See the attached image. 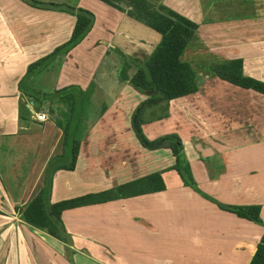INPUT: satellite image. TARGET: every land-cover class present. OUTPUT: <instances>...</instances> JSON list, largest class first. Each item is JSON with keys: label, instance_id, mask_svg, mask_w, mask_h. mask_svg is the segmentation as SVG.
Listing matches in <instances>:
<instances>
[{"label": "crops", "instance_id": "1", "mask_svg": "<svg viewBox=\"0 0 264 264\" xmlns=\"http://www.w3.org/2000/svg\"><path fill=\"white\" fill-rule=\"evenodd\" d=\"M36 1L89 11L92 3L102 16L79 44L40 71L45 81L41 85L35 79L39 76L24 79L27 68L70 38L75 16L29 0H0V264H248L264 230L186 186L169 169L174 163L171 150H147L133 133L131 115L147 96L132 92L127 82L132 69L156 46L150 52L152 45L136 37L122 49L112 37L123 32L121 26L131 28L140 21L101 0ZM153 2L198 25L182 59L200 63V73L188 61L198 90L147 108L143 134L150 140L178 135L200 191L222 204L260 205L261 214L264 169L252 165L251 154L264 156V94L219 78L210 66L241 58L243 73L264 81V0ZM124 32L127 38L135 37ZM154 32L158 44L160 34ZM112 49L121 67L127 62L125 91L108 93L95 87L88 92L91 64ZM68 86L79 87L83 95L76 131L80 143L74 169L53 175L51 203L116 188L155 172L165 188L64 210L61 220L70 236L65 244L24 222L21 211L41 190L47 164L63 152L64 143L57 124L64 108L35 103L25 91L51 93ZM37 113L47 119L37 121ZM152 119L159 126L150 131L146 127Z\"/></svg>", "mask_w": 264, "mask_h": 264}, {"label": "trees", "instance_id": "2", "mask_svg": "<svg viewBox=\"0 0 264 264\" xmlns=\"http://www.w3.org/2000/svg\"><path fill=\"white\" fill-rule=\"evenodd\" d=\"M101 1L126 12L130 17L146 24L160 34V40L155 49L143 63L136 66V72L130 79L132 86L147 96L145 100L141 101L130 118L133 133L139 144L147 150L169 148L174 156V163L169 169L175 170L186 186L191 187L207 199L216 202L220 208L233 212L240 218L263 223L260 217V205L222 204L199 190L178 135L168 134L150 140L141 130V125L144 122L143 115L147 108L164 106L171 99L192 94L198 90L195 70L191 63L182 59V55L193 39L198 25L162 3H151L148 0H129L126 7H123L121 6L122 0ZM29 2L44 8L52 7L66 10L75 16V25L70 38L65 43L28 66L24 79L46 68L56 57L68 53L85 38L94 23V14L81 7L62 6L58 3H44L36 0H29ZM126 68L127 62L123 61L119 73L121 79L124 78ZM210 70L219 78L233 85L264 94V81L245 75L241 58L211 65ZM25 92L34 99L35 103L48 101L64 108L62 119L57 120L58 126L64 132L63 152L50 159L45 169L41 190L21 211V218L28 225L44 230L65 244H69V232L61 220V213L64 210L128 196L153 193L165 188L161 174L155 172L116 188L51 203L50 196L54 173L59 169L72 170L75 167L80 143L76 138V131L82 113L83 95L77 86H68L51 93H41L34 89H28ZM248 264H264V231Z\"/></svg>", "mask_w": 264, "mask_h": 264}, {"label": "rangeland", "instance_id": "3", "mask_svg": "<svg viewBox=\"0 0 264 264\" xmlns=\"http://www.w3.org/2000/svg\"><path fill=\"white\" fill-rule=\"evenodd\" d=\"M123 3H121V6L123 7H126L127 3L129 0H122ZM154 0H148V2H151V3H154L153 2ZM89 8H91V11L93 12L94 14V20L96 21H101V13L102 11L96 7L95 4H92V3H88ZM96 18V19H95ZM133 27L129 28V27H126V26H121L120 27V32L121 33H118L116 36L112 37V40L114 42V44L116 46H119L120 48L123 49V46H128L127 44H129V42H134L132 39L133 38H143L144 41L149 44V45H152V48H151V51L154 49V46H156L157 44V41L159 39V36L151 29L149 28L148 26L140 23V22H133ZM124 31H128L129 34H132L135 36V37H130V38H127L124 34L125 32ZM152 36H154L155 38H152ZM186 61H189V60H186ZM191 62V61H189ZM197 72V75H199L200 71H199V66H200V63H197V62H191ZM94 65L91 64V68L92 69V76L93 79L91 80V83H90V88L87 90L88 92H93V88H97V87H100L101 88V92H108V93H116V92H120V93H123L122 91H125L123 88H125V81H122V79L120 78V75H119V69L121 67V64H122V61L121 59L117 56V53L115 52V49H112L110 54H108L107 56L103 57L102 59L100 60H95L93 62ZM123 66V65H122ZM122 68V67H121ZM136 70V69H135ZM135 70L132 69V75H134L135 73ZM42 71V70H41ZM129 73V74H131ZM40 72H37L35 74H33V77H38L39 78H35L37 81H39V83L41 85H43V83H45L44 81V74H40ZM47 77V76H45ZM121 79V80H120ZM24 82V81H23ZM21 83L22 86H26L28 85L27 83ZM38 83V84H39ZM127 85L131 88H134L131 84V82H127ZM135 89V88H134ZM136 90V89H135ZM131 90L132 92H137L139 95L141 94L138 90ZM126 92H129V90H126ZM234 95V94H233ZM148 111L145 112V119H148L147 118V115H148ZM63 116H61L62 118ZM91 117V115H90ZM93 118V116L91 117ZM158 121L157 119L156 120H151L150 122V125H148L146 128L147 130H150L152 129V127L154 128H157L159 126V124H157ZM158 130H161L160 128H158ZM239 136H235L233 135V138L234 139H237ZM253 155L251 157V163L252 165H255L257 164L258 165V168L259 169H264V156L261 157L262 155H257V154H251ZM259 156V157H258ZM250 157V156H249ZM260 217H261V220L262 222L264 223V210L261 211V214H260ZM255 223V224H254ZM263 223H256V222H253L254 225H256L257 227L260 226V229L264 230V226H263Z\"/></svg>", "mask_w": 264, "mask_h": 264}, {"label": "built area", "instance_id": "4", "mask_svg": "<svg viewBox=\"0 0 264 264\" xmlns=\"http://www.w3.org/2000/svg\"><path fill=\"white\" fill-rule=\"evenodd\" d=\"M35 119L37 121H45L47 119V115L45 113H37Z\"/></svg>", "mask_w": 264, "mask_h": 264}]
</instances>
